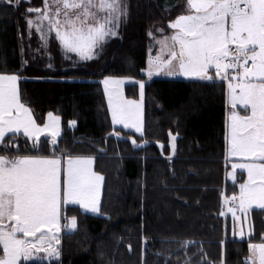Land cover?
Segmentation results:
<instances>
[{"label": "trees", "instance_id": "16d2710c", "mask_svg": "<svg viewBox=\"0 0 264 264\" xmlns=\"http://www.w3.org/2000/svg\"><path fill=\"white\" fill-rule=\"evenodd\" d=\"M127 2L130 16L119 35L95 49L93 59L78 61L53 34L46 51L36 34L27 36L26 21L36 14L26 9L42 8L43 0L19 7L0 0V74L18 76L22 102L37 124L49 112L60 117V150L94 157L95 171L105 177L103 215L66 206L64 217L75 216L78 227L62 234L60 259L20 264H244L248 245L264 240V209L250 212L247 239L231 236L232 219L220 214L224 197L238 193V183L225 178V83L152 78L144 88L143 134L111 124L101 80H146L148 32H170L169 21L183 14L186 0ZM169 133L177 137L174 156ZM15 139L19 154H36L33 141ZM40 141L39 154L50 155L51 139ZM181 241L195 243L184 248Z\"/></svg>", "mask_w": 264, "mask_h": 264}, {"label": "snow or ice", "instance_id": "6c2138e0", "mask_svg": "<svg viewBox=\"0 0 264 264\" xmlns=\"http://www.w3.org/2000/svg\"><path fill=\"white\" fill-rule=\"evenodd\" d=\"M26 2L30 0H16L15 6ZM26 13L36 14L35 20L26 23L30 29L35 25L45 44L47 35L54 32L65 53L91 60L106 38L119 35L130 6L127 0H43L42 8L30 7ZM168 27L173 30L170 35L157 29L160 38L149 30L148 35L161 47L156 56L149 54L148 67L142 71L150 79L163 73L212 81L209 72L214 68L216 77L228 81L226 159L244 161L233 163L228 175L235 180L237 169L247 172L239 193L228 199L238 202L244 213L253 204L264 209V0H186V13L169 21ZM17 81L15 74H0V264H20L41 252V259L59 260L61 206L79 205L86 213L103 215L100 193L105 177L93 170L94 157L60 150V117L49 112L48 122L37 124L32 110L22 102ZM101 83L113 125L142 134L145 82H137L141 101L125 98L124 78L106 76ZM75 123L70 121V125ZM45 132L51 136L50 155L39 154ZM21 133L33 141L31 151L36 154H19L15 138ZM169 135L174 156L177 137ZM132 143L136 146L135 140ZM12 149L16 154L8 155ZM228 211L234 220L240 219L235 207ZM64 219L68 223L63 227L77 229L75 216ZM238 235L244 236L243 229ZM180 243L187 248L195 242ZM248 248L244 264H264V242L250 243Z\"/></svg>", "mask_w": 264, "mask_h": 264}, {"label": "rangeland", "instance_id": "374dc122", "mask_svg": "<svg viewBox=\"0 0 264 264\" xmlns=\"http://www.w3.org/2000/svg\"><path fill=\"white\" fill-rule=\"evenodd\" d=\"M186 13V7L184 8V12H183V14H185ZM35 18H36V15L34 16V17H32V18H29V19H33V20H35ZM44 25H45V30H47V22L45 21L44 22ZM173 31V30H172ZM172 31H170V32H165L164 31V34H167V35H170L171 34V32ZM153 33H154V35L157 37V38H160L161 37V33L160 32H158L157 30H153L152 31ZM36 34L37 35V37H38V39H39V41H40V45H41V48L44 50V51H46L47 50V46H48V39H49V35L50 34H53L54 36H55V33L54 32H52V33H49L48 35H47V43L45 44V42L43 41V40H41V37H40V33H38V32H36V30H35V25H33L32 27H31V29L29 28V26H28V24L26 23V34H27V36H29V35H31V34ZM108 38H110V37H108ZM107 39V38H106ZM148 41H147V44H148V51H150L151 49L153 50V49H155L156 50V47L159 49V51H160V45L159 44H156L155 43V41L148 35V39H147ZM59 42V41H58ZM61 46V45H60ZM61 49H62V51L65 53V51H64V49L62 48V46H61ZM158 51V52H159ZM151 53V51L149 52V54ZM65 54H73V55H75V57H76V59L78 60V61H87V60H81L80 59V57L79 56H77L75 53H65ZM166 54V53H165ZM95 57V56H94ZM93 57V58H94ZM144 75L146 76V80H137V79H135V78H133V77H128V76H120V77H117V78H124L125 79V83H124V85L122 86V90H123V94H124V96H125V98H127V99H131V100H136V101H141V91H140V87H139V83H137L138 81H144V82H146L147 80H150V78L148 77V75H147V72L146 71H144ZM157 75H154L152 78H163V77H156ZM114 77V76H113ZM151 78V79H152ZM104 79V78H103ZM102 79V80H103ZM101 80V81H102ZM101 85H102V90H103V94H104V97H105V102H106V106H107V110H108V114H109V118H110V121H111V124H112V126L114 127V128H122V129H125V130H129V131H132V132H134V133H136V134H140L141 135V133H138V132H136L135 131V129L134 128H124V126L122 125V124H117V125H113V123H112V118H111V112H110V110H109V107H108V99H107V95L105 94V91H104V85L101 83ZM141 111H142V116H141V119H142V128H143V132H144V95H143V99H142V109H141ZM143 132H142V134H143ZM115 133L116 132H114L113 134L115 135ZM115 136H117V135H115ZM117 137H120V135L119 136H117ZM172 143V141H171V138H170V144ZM231 167H230V169L228 170V172H227V180L228 181H230V182H236V183H238V178H239V175H238V170H243V169H237L236 170V172H235V180H233L229 175H228V173L229 172H231L232 171V164L230 165ZM243 171H245L246 172V170H243ZM247 180V172H246V179L244 180V181H246ZM238 193H239V187H238ZM237 193V194H238ZM233 195H231L230 197H232ZM230 197H227L226 198V207H224V209H225V213H227V214H229V215H232V213L231 212H229L228 211V208L230 207L229 206V202L231 201L230 199H228V198H230ZM236 205L238 204V202H236L235 203ZM252 206H254V205H252ZM236 208V215H237V217H239L240 219L238 220L239 221V223H240V220H241V224H238V226H239V232L241 231V229H243V231L245 232L246 230H247V224H248V219H249V215L247 214V212L246 213H244V212H241L240 210H239V206L237 205V207H235ZM251 208V207H250ZM250 208L248 209V210H250ZM253 208V207H252ZM241 213H242V216H241ZM68 223V222H67ZM66 223V224H67ZM65 224V225H66ZM241 225V226H240ZM71 232V231H73V230H69L67 227H64V229L62 230V231H60V233H59V238H61L62 237V234L64 233V232ZM237 236H238V238H243V237H239L240 235H238L237 234ZM247 236V235H246ZM44 255H40V261H48L47 259H41L42 257H43ZM37 259H35V257L32 259V260H29V261H25V262H35ZM53 260H55V259H53ZM21 261H23V260H21Z\"/></svg>", "mask_w": 264, "mask_h": 264}, {"label": "crops", "instance_id": "0c3cea01", "mask_svg": "<svg viewBox=\"0 0 264 264\" xmlns=\"http://www.w3.org/2000/svg\"><path fill=\"white\" fill-rule=\"evenodd\" d=\"M185 7H186V2H185ZM184 7V8H185ZM171 31H172V29H171ZM149 49V48H148ZM151 51V55L154 57V56H156L157 55V53H158V51H159V49L156 47V50L155 49H151L150 50ZM150 51H148V55H147V65H146V69H147V67H148V59H149V52ZM167 54H165V56H166ZM209 74L210 75H212L213 77H214V79H216V80H220V81H223L224 83H225V87H226V114H225V132H226V118H227V115H228V113H229V111H230V108H229V105L227 104V94H228V88H227V84H228V81L227 80H222V79H220V78H218V77H216V74H215V69L213 68V69H211L210 70V72H209ZM9 75H11V74H9ZM156 77H163V78H180V79H199V78H196V77H184V76H167V75H165V74H163V73H161L160 75H158V76H156ZM200 80V79H199ZM17 87H18V89H19V78H18V81H17ZM237 111H240V113L243 115L244 114V111L242 110V109H240L239 108V106H237ZM53 115H55V114H53ZM55 116H57V115H55ZM48 122V115H46V120H45V123H47ZM44 123V124H45ZM43 124V125H44ZM42 126V125H41ZM60 131H61V119H60ZM22 137H24L23 136V134L21 133L20 134ZM41 137H48L49 139H51V136L47 133V132H45V133H43L42 135H41ZM26 138V137H25ZM225 149H226V140H225ZM225 159H226V151H225ZM241 162H244L243 160H241L240 158H237V157H230V158H228V159H226V163H227V166H228V169H227V171H226V175H227V172H228V170L230 169V165L231 164H233V163H241ZM93 170L95 171V169H94V163H93ZM238 175H239V178H238V187H239V184L240 183H243L244 182V180L246 179V172L245 171H243V170H238ZM225 178H226V181H228L227 180V176H225ZM228 182H230V181H228ZM230 183H236V182H230ZM103 185H104V182H103V184H102V187H101V193H100V197H102V189H103ZM226 198L227 197H224V200H223V213H224V215L223 216H229L231 219H232V229H231V236H233V237H236L237 239H247V238H249L250 236H251V234H252V224H251V220H250V212L252 211V210H254V209H262V208H259V207H257L255 204H253L254 206H251V208H250V210H247V214L249 215V221H248V224H247V230L244 232V237L243 238H238V236H237V234L239 233V226H238V224H241V220H240V223H239V221L238 220H234V218H233V216L232 215H229V214H227V213H225V209H224V207H226ZM231 203V201L229 202V204ZM238 205V204H237ZM66 206H75V207H77L82 213H86V212H84V210H82L80 207H79V205H72V204H69V205H62L61 206V219H60V224H61V231L64 229V227H63V225H65L67 222H66V220L64 219V208L66 207ZM253 207V208H252ZM86 214H90V215H99V214H94V213H90V212H87ZM241 216H242V213H241ZM242 225V224H241ZM240 225V226H241ZM59 235V234H58ZM247 235V236H246ZM239 237H241V236H239ZM60 239V243H61V238H59ZM261 242H264V240H259V241H256V242H254V243H261ZM59 247H60V245H59ZM40 255H44V253H39L38 254V256L37 257H35V259H37L36 261H40ZM249 256V255H248Z\"/></svg>", "mask_w": 264, "mask_h": 264}, {"label": "built area", "instance_id": "2783aa9c", "mask_svg": "<svg viewBox=\"0 0 264 264\" xmlns=\"http://www.w3.org/2000/svg\"><path fill=\"white\" fill-rule=\"evenodd\" d=\"M229 206H230V207H237V205H236V204H233V202H231V203L229 204Z\"/></svg>", "mask_w": 264, "mask_h": 264}]
</instances>
